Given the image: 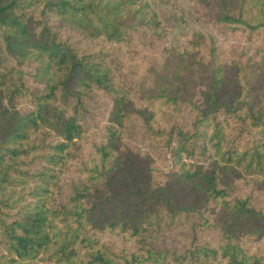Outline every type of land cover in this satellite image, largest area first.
Segmentation results:
<instances>
[{"label":"trees","instance_id":"obj_1","mask_svg":"<svg viewBox=\"0 0 264 264\" xmlns=\"http://www.w3.org/2000/svg\"><path fill=\"white\" fill-rule=\"evenodd\" d=\"M0 0V264H264V0Z\"/></svg>","mask_w":264,"mask_h":264},{"label":"rangeland","instance_id":"obj_2","mask_svg":"<svg viewBox=\"0 0 264 264\" xmlns=\"http://www.w3.org/2000/svg\"><path fill=\"white\" fill-rule=\"evenodd\" d=\"M150 1L164 25L172 30L168 38V45L182 44L192 31H201L212 35L215 43L220 47H226L232 42L224 25L196 19L193 2L190 0ZM238 43L244 49L251 50L257 45L264 46V38H260L255 43L246 41Z\"/></svg>","mask_w":264,"mask_h":264}]
</instances>
